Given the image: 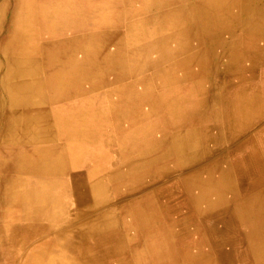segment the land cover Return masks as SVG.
I'll use <instances>...</instances> for the list:
<instances>
[{"label": "bare ground", "instance_id": "obj_1", "mask_svg": "<svg viewBox=\"0 0 264 264\" xmlns=\"http://www.w3.org/2000/svg\"><path fill=\"white\" fill-rule=\"evenodd\" d=\"M0 264H264V0H0Z\"/></svg>", "mask_w": 264, "mask_h": 264}]
</instances>
